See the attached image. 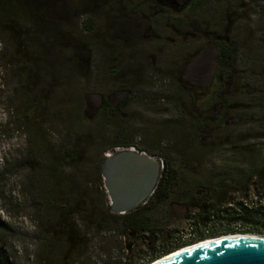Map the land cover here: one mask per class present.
Instances as JSON below:
<instances>
[{"label":"trees","instance_id":"trees-1","mask_svg":"<svg viewBox=\"0 0 264 264\" xmlns=\"http://www.w3.org/2000/svg\"><path fill=\"white\" fill-rule=\"evenodd\" d=\"M215 2L188 0V13L192 23L197 21L204 34L213 36L216 101L203 113H184L181 102L185 100L195 109L199 100L185 84L177 83L171 92L177 97L173 103H178L174 106L178 118L138 130L130 122L128 109L144 95L130 76L108 93L96 85L101 75L98 48L103 41L97 35L96 10L99 5L106 7L101 36L107 39L110 51L113 46H130L125 29L132 23L135 27L140 24L136 4L122 0H0V42L28 99L14 110L27 148L10 168L25 172L22 187L25 198L31 200L30 209L41 234L37 264H89L87 252L94 238L104 246L103 252L123 253L125 247L115 240L132 239L140 251L127 254L125 264H150L185 246L180 237L187 229L196 235L189 244L236 234L264 236V157L256 155V145L236 148L249 153L247 165L227 164L221 162L225 159H216L217 155L212 161L207 158L221 151V137L212 143H205L204 138L210 139L215 128L225 123L226 95L233 94L230 89L244 74L241 63L245 65L247 56L258 61L254 55L257 46L247 32L249 26L231 28L234 23L230 21L222 26L223 13ZM244 19L252 23L251 18ZM217 28H224V35ZM120 55L112 56L111 66L117 67L109 72L112 86L118 68L125 67ZM29 68L38 73L41 70L48 78L46 84L55 92L51 103L49 88L30 98ZM169 76H160V80ZM115 90L123 95L113 105L110 99ZM90 94L100 98L96 107L89 105ZM209 112L214 113L213 119ZM260 127L264 131V121ZM262 139L264 133L250 135L248 141ZM130 148L161 159L164 169L144 205L116 215L103 187L101 162L107 153ZM251 183L261 187L257 189L258 200L248 206ZM183 222L185 230L180 228ZM6 231L7 226L0 222V237ZM105 242L111 243L109 248ZM0 264H8L2 252Z\"/></svg>","mask_w":264,"mask_h":264},{"label":"rangeland","instance_id":"rangeland-1","mask_svg":"<svg viewBox=\"0 0 264 264\" xmlns=\"http://www.w3.org/2000/svg\"><path fill=\"white\" fill-rule=\"evenodd\" d=\"M122 1H125L126 4L130 2L132 5L136 4V15L140 24L135 27L132 23L125 29L131 38L130 46L126 45L123 48L113 46V50L108 51L105 45L108 41L101 36L106 7L99 5L95 21L97 35L103 41L98 48L101 63L99 67L101 75L96 84L98 90L108 93L119 87L121 81H125L130 76L135 87H140V94L144 95V98L135 100L128 109L131 116L130 122L138 130L147 126L156 128L163 119L178 118L179 112L174 111V106H177L178 103H173L177 97L171 92L177 83L185 84L191 93L195 94L194 98L199 100L195 109L184 100L181 102L183 103L180 106L181 111L200 114L207 110L208 104L216 101V95L213 93L216 88L212 83L217 66V52L213 36L204 34L203 28L197 21L191 22V16L188 13V0H158L160 4L154 0ZM251 1L216 0L215 2L216 7L223 13L224 20L220 22L222 26L226 24L228 26V21L231 24L234 23L231 28L249 26L247 32L253 37L255 46H257L254 55L260 63L252 61L255 59L251 60L248 56L245 65L241 63L240 67L244 70V74L236 82V88L230 89L233 94L226 95L225 123L222 127L215 128L210 139L209 137L204 138L205 143H212V141H217L215 139L218 136L221 137L219 141L223 142L219 149L221 151H215L208 155L209 161H212L217 155L216 159H225L221 162L227 164L235 162L238 164L239 162L247 165L249 153L243 154L238 150L239 147L252 143L256 145V155L264 157V140L248 141L250 135L264 133L260 127L264 121V89L261 87L264 85V14L261 13L264 10V0ZM215 3L212 7L215 6ZM244 17L251 18L252 23H245ZM75 27L79 28V25L77 24ZM224 28H217L218 33L222 32L224 35ZM115 54H121L125 67L118 68V78L112 86L109 72L116 71L117 67L111 66L112 56ZM8 58L10 57L0 42V222L7 226L6 234L0 237V253L2 252L8 264H37V254L41 249L38 238L41 237V234L35 215L30 209L31 200L29 202L25 198V189L22 187L25 172H15L10 168L22 157L27 148L26 138L19 128L20 122L14 116V110L28 99L25 92L23 93L19 87V78ZM128 62L131 64L128 65ZM29 71L32 79L31 87L33 86L30 98L34 94L39 96L49 88L47 95L50 94V100L55 92L46 84L48 78L42 76L41 70L38 73L36 69L29 68L27 69L28 74ZM163 75L165 77L170 75L169 79L161 81L160 76ZM177 78H179L178 81H176ZM168 84H170V90ZM51 91L52 93H50ZM113 93L110 101L114 105L122 98L123 94L118 90ZM99 99L98 95L90 94L89 105L96 107L99 104ZM208 115L212 119L214 118V113ZM249 149L251 150V148ZM225 156H228L229 159ZM260 187V185L257 187L251 183L247 198L248 206L258 200L257 189ZM233 197L238 196L233 195ZM261 200L263 199L261 198ZM178 214L181 216L182 212L179 211ZM79 225L83 227L81 223ZM180 228L185 230L186 223H181ZM89 233L91 235L92 232ZM102 237L108 238L109 236L102 235ZM94 239L87 252L89 264H125L127 254H135L138 250L140 251L139 246H136L132 239L129 240L125 237L122 240H115L116 244L125 247V253L118 250L106 252L104 250L103 252L104 246L98 244L96 238ZM104 245L105 248H109L111 243L105 242ZM183 247L185 246L181 248ZM58 248L59 246L56 249ZM54 252L55 249H53Z\"/></svg>","mask_w":264,"mask_h":264},{"label":"water","instance_id":"water-1","mask_svg":"<svg viewBox=\"0 0 264 264\" xmlns=\"http://www.w3.org/2000/svg\"><path fill=\"white\" fill-rule=\"evenodd\" d=\"M163 169L161 159L134 148L105 154L101 174L111 212L123 215L142 205L154 192ZM165 256L154 264H264V236H221Z\"/></svg>","mask_w":264,"mask_h":264},{"label":"built area","instance_id":"built-area-1","mask_svg":"<svg viewBox=\"0 0 264 264\" xmlns=\"http://www.w3.org/2000/svg\"><path fill=\"white\" fill-rule=\"evenodd\" d=\"M153 194V193H152ZM151 194V195H152ZM151 197V196H150ZM149 197V198H150ZM148 198V199H149ZM147 199V200H148ZM147 200L142 204V205H144L146 202H147ZM195 232H193L192 230H190V229H187L186 230V232H183L182 234H181V237H180V242L181 243H185V247H189V245L190 246H192V245H195L196 243H193L192 245L191 244H189V243H191V241L195 238ZM206 241V240H205ZM197 243H199V242H197ZM185 247H183V248H185Z\"/></svg>","mask_w":264,"mask_h":264},{"label":"bare ground","instance_id":"bare-ground-1","mask_svg":"<svg viewBox=\"0 0 264 264\" xmlns=\"http://www.w3.org/2000/svg\"><path fill=\"white\" fill-rule=\"evenodd\" d=\"M246 235H248V234H246ZM208 241H210V239H208ZM205 242H206V241H205ZM189 247H190V246H189ZM189 247H185V248H189ZM185 248H181V249H179L178 251H180V250H182V249H185ZM164 257H166V256H163V257H161V258H159V259L153 261L151 264H154L155 262H157V261L163 259Z\"/></svg>","mask_w":264,"mask_h":264}]
</instances>
